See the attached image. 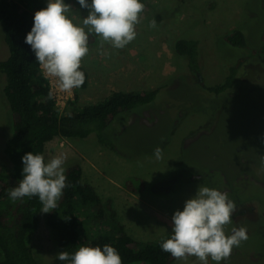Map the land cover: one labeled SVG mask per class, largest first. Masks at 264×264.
I'll use <instances>...</instances> for the list:
<instances>
[{
  "label": "rangeland",
  "instance_id": "obj_1",
  "mask_svg": "<svg viewBox=\"0 0 264 264\" xmlns=\"http://www.w3.org/2000/svg\"><path fill=\"white\" fill-rule=\"evenodd\" d=\"M30 12L45 8L47 0H17ZM81 19L88 10L77 0H64ZM145 5L136 25V38L123 49L105 44L99 37L88 45L81 68L88 85L77 91L75 107L96 104L111 92L149 91L159 88L155 100L130 113H121L107 136L116 152L89 140L55 137L44 146L46 160L66 157V168L80 165L82 181L90 184L102 203L111 201L125 232L139 243L157 241L171 233V217L183 210L199 185L227 193L235 203L233 227H245L248 239L234 247L219 264H264V0H140ZM91 3V0H88ZM155 19L156 27H149ZM240 29L244 48L230 47L223 40ZM187 34L199 38V72H191L178 57L173 40ZM8 51L0 28V60ZM240 67L232 90L214 97L197 86L221 84L223 69L236 58ZM0 147L9 135V113L1 93ZM48 83L55 81L47 78ZM76 94L73 90V100ZM218 98V99H217ZM208 100V101H207ZM66 107V106H65ZM56 107L59 112L67 108ZM111 132V136H109ZM162 149V158L154 155ZM0 152V164L6 163ZM140 179L145 188L133 194ZM42 210V209H41ZM47 213L40 211L32 247L41 264H65L55 233L45 225ZM80 218H86L79 214ZM173 264H200L195 257ZM209 264H216L209 259Z\"/></svg>",
  "mask_w": 264,
  "mask_h": 264
},
{
  "label": "trees",
  "instance_id": "obj_2",
  "mask_svg": "<svg viewBox=\"0 0 264 264\" xmlns=\"http://www.w3.org/2000/svg\"><path fill=\"white\" fill-rule=\"evenodd\" d=\"M33 15L21 1L0 0V28L8 51L7 57L0 60V74L3 77L1 93L9 113V135L0 147L7 161V166L0 164V264H41L33 252L31 241L39 225L42 204L37 197L16 201L9 198L10 189L18 186L23 178L21 157L28 152L44 156L45 144L55 137L68 140L92 138L100 146L116 152L111 138L106 134L111 123L121 113H130L140 106L149 105L159 94V88L136 92L115 91L96 104L75 107L77 91L88 85V74L81 68L85 81L75 89L74 100L65 107L68 108L59 112L54 101L48 98V79L36 62L31 47L24 42L31 30ZM223 40L230 47L247 46L240 29L228 32ZM94 41L95 34H90L88 45ZM199 41V38L182 34L172 42L174 53L185 59L188 69L194 73L199 72ZM258 51L264 54V44ZM246 60V57L240 56L227 69H223L221 84L208 87L201 82L197 86L214 97L225 94L232 90L237 73ZM65 170L68 187L63 190L58 207L47 213L44 219L45 225L55 233L60 251H67L71 255L82 245L102 248L108 244L118 251L122 264H173L177 261L159 246L160 241L170 234L157 241H135L117 220L111 201L102 203L93 187L82 181L80 165L72 163ZM134 180L138 181L137 187L133 188L130 180L124 182V187L133 194L142 192L144 182ZM79 214L86 218H80L82 216ZM64 263L69 264L67 261Z\"/></svg>",
  "mask_w": 264,
  "mask_h": 264
},
{
  "label": "clouds",
  "instance_id": "obj_3",
  "mask_svg": "<svg viewBox=\"0 0 264 264\" xmlns=\"http://www.w3.org/2000/svg\"><path fill=\"white\" fill-rule=\"evenodd\" d=\"M77 3L88 10L82 19L64 0H47V6L34 13L24 41L34 52L43 75L54 80L58 91L66 94L85 81L80 69L82 59L89 53L90 34L100 38V47L108 44L123 49L136 38L135 28L145 8L140 0H91V3L77 0ZM156 26L155 19L149 22V27ZM48 98L53 99L52 91ZM154 155L161 159L162 149L156 147ZM65 159L64 155L46 160L42 154L25 153L21 157L23 178L10 189L9 198L16 201L37 197L42 204L41 212L55 210L68 187ZM235 211V203L227 193L199 185L195 195L184 202L183 210L173 213L170 236L162 239L159 246L178 261L195 257L200 264H209V259L219 264L230 257L234 247L248 239L245 227H233L226 233ZM56 258L69 264H122L118 251L108 244L102 248L82 245L71 255L63 250Z\"/></svg>",
  "mask_w": 264,
  "mask_h": 264
},
{
  "label": "built area",
  "instance_id": "obj_4",
  "mask_svg": "<svg viewBox=\"0 0 264 264\" xmlns=\"http://www.w3.org/2000/svg\"><path fill=\"white\" fill-rule=\"evenodd\" d=\"M48 84H49L50 91L53 92V99L52 100L54 101L56 107L63 108L68 104V102L73 100V91L70 94L61 93L56 88V85H54L50 82Z\"/></svg>",
  "mask_w": 264,
  "mask_h": 264
}]
</instances>
